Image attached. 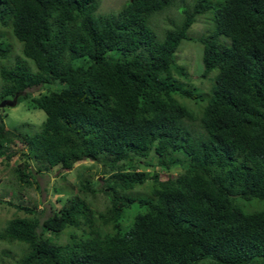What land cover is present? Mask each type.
Segmentation results:
<instances>
[{
  "label": "trees",
  "instance_id": "trees-1",
  "mask_svg": "<svg viewBox=\"0 0 264 264\" xmlns=\"http://www.w3.org/2000/svg\"><path fill=\"white\" fill-rule=\"evenodd\" d=\"M176 1L127 0L104 14L100 0H0V101L18 94L45 113L33 133L9 132L0 117V156L24 146L12 171L25 186L32 171L82 160L106 175L97 188L62 176L55 191L71 195L42 220L7 201L30 215L0 230L20 248L2 250L0 264H264V0ZM174 6L179 20L160 35L153 16ZM207 12L213 28L192 36ZM13 37L35 70L9 61ZM183 41L201 46L205 90L178 62ZM132 205L141 210L121 231Z\"/></svg>",
  "mask_w": 264,
  "mask_h": 264
},
{
  "label": "rangeland",
  "instance_id": "rangeland-1",
  "mask_svg": "<svg viewBox=\"0 0 264 264\" xmlns=\"http://www.w3.org/2000/svg\"><path fill=\"white\" fill-rule=\"evenodd\" d=\"M126 1L127 0H100L98 11L104 14L116 12ZM214 2H216V0H214ZM175 4L176 6H191L192 0H177ZM176 6L171 7L168 12L165 11L153 16V22L156 24L155 28L160 35L162 34L163 28H173L175 25L174 22H178L180 15ZM211 15V12L198 15L197 20L190 28V33L192 36L196 37L206 30L213 28ZM9 42L13 45V58H11L9 61L12 62L14 57L18 55L23 57L20 50L21 44L17 41V39L13 37L12 39H9ZM177 57L179 63L187 65L192 76V84H194L197 88L205 90V88L209 86L208 82L210 78L208 76V78L202 82V77L199 76L202 68L200 63V44L197 41H183L177 52ZM23 59L28 61L32 70H35V66L31 60L25 57H23ZM78 62L79 60H76L74 63L78 64ZM56 87H60V84L57 82L51 85L45 84L44 87H32L27 89V92H29L32 96H36L47 89H57ZM7 99H11V97ZM28 105L29 103L26 99H24L13 106L0 107V117L5 124L6 130L12 132L14 129H17L16 131L19 133H33L40 129L42 121L45 118V113L39 108L32 106L30 107ZM194 125L197 126L196 122H194ZM24 150V146L21 143L16 142L14 144H9L8 152L11 155L9 158L6 156H0V230L12 217L30 215L28 213L26 214L23 210H18L14 206L9 205L7 201H12L13 203H22L23 205L33 208L34 213L32 215H37L40 220H42L54 210H57L65 202L67 196L71 195L67 190H63L62 193H57L55 191V188L62 187L65 184V182L62 181V176H65L67 178L66 180L69 182H73L75 180V183H77L80 179L87 178L96 188L99 187L101 183H103L102 179H104L106 176L101 174L100 163L82 160L75 162L72 169L70 170H65L57 166L42 173H35V171H32L35 182L32 181L30 186H25L23 183L18 182L12 171V167L23 160L24 156L21 155V152ZM152 162L155 163L156 158H152ZM138 169L145 170L151 177L153 176V169L150 168V166L141 165L138 166ZM178 171H180V167L175 166L171 170L170 174L160 171L158 175L160 179H166L169 176H175ZM66 187L64 189L68 188ZM96 197L97 208L100 210L104 209L105 202L103 200L102 194L99 192L97 193ZM259 207L257 209H259ZM140 210L141 208L137 205H132V207L126 210L123 215V220L121 221V231H124L128 227L134 214ZM69 229L70 228H66L62 233H67ZM110 231H113V228ZM64 234L59 235L58 238H56V235H53V238L58 242H63L66 240V234ZM2 250H9L11 253H15L19 252L20 248L15 245H10L0 241V253ZM200 264H207V260L201 262Z\"/></svg>",
  "mask_w": 264,
  "mask_h": 264
},
{
  "label": "water",
  "instance_id": "water-1",
  "mask_svg": "<svg viewBox=\"0 0 264 264\" xmlns=\"http://www.w3.org/2000/svg\"><path fill=\"white\" fill-rule=\"evenodd\" d=\"M18 94H16L12 99H6L0 102V107L13 106L17 102Z\"/></svg>",
  "mask_w": 264,
  "mask_h": 264
},
{
  "label": "clouds",
  "instance_id": "clouds-1",
  "mask_svg": "<svg viewBox=\"0 0 264 264\" xmlns=\"http://www.w3.org/2000/svg\"><path fill=\"white\" fill-rule=\"evenodd\" d=\"M11 99H12V98H11ZM15 104H16V103H15ZM15 104H14V105H15Z\"/></svg>",
  "mask_w": 264,
  "mask_h": 264
}]
</instances>
